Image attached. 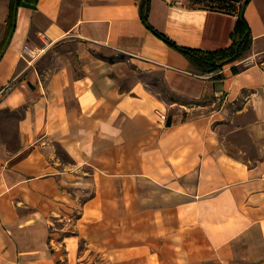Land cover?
<instances>
[{"label": "crops", "instance_id": "0c3cea01", "mask_svg": "<svg viewBox=\"0 0 264 264\" xmlns=\"http://www.w3.org/2000/svg\"><path fill=\"white\" fill-rule=\"evenodd\" d=\"M146 14L22 0L0 61V264H264V0L243 15L250 50L206 75L159 35L215 52L238 17L187 0Z\"/></svg>", "mask_w": 264, "mask_h": 264}, {"label": "trees", "instance_id": "16d2710c", "mask_svg": "<svg viewBox=\"0 0 264 264\" xmlns=\"http://www.w3.org/2000/svg\"><path fill=\"white\" fill-rule=\"evenodd\" d=\"M195 7H202L208 10L217 11L225 14L235 15L238 17L237 24L233 34L231 35L232 45L227 49L218 50L215 52H204L199 49L180 48L171 40L163 35H159L171 48L177 50L185 56L191 63L193 68L203 75L216 73L222 70L224 66L240 60L247 51L251 48L250 29L244 17H240L242 5L245 0H192ZM22 0L10 1V14L7 20L6 36L0 45V54L4 49L6 41L11 30L15 26L16 13ZM151 0H147V14L143 17L146 25L148 23V15L150 11ZM238 73V69H233ZM170 124V122L168 123Z\"/></svg>", "mask_w": 264, "mask_h": 264}, {"label": "rangeland", "instance_id": "374dc122", "mask_svg": "<svg viewBox=\"0 0 264 264\" xmlns=\"http://www.w3.org/2000/svg\"><path fill=\"white\" fill-rule=\"evenodd\" d=\"M175 2V0H174ZM187 3L189 6H192V7H195V3H193L192 0H187ZM53 63V62H51ZM200 73V72H199ZM141 79L144 80L145 82H147L151 89H153L154 91H157V92H161L162 95H164L166 98H168V91H167V88L164 84V82L162 81V78L160 77L159 74L157 73H154V74H150V75H144V76H141Z\"/></svg>", "mask_w": 264, "mask_h": 264}, {"label": "built area", "instance_id": "2783aa9c", "mask_svg": "<svg viewBox=\"0 0 264 264\" xmlns=\"http://www.w3.org/2000/svg\"><path fill=\"white\" fill-rule=\"evenodd\" d=\"M41 55H42V52H40L39 50H33L29 46H25L21 53V57L23 59L30 60V61H34L38 59Z\"/></svg>", "mask_w": 264, "mask_h": 264}, {"label": "water", "instance_id": "95a60500", "mask_svg": "<svg viewBox=\"0 0 264 264\" xmlns=\"http://www.w3.org/2000/svg\"><path fill=\"white\" fill-rule=\"evenodd\" d=\"M250 1H251V0H245V2L243 3L240 17H243L244 12H245V9H246V7H247V5H248V3H249ZM13 33H14V29L11 30V32H10V34H9V37H8V39H7V41H6V44H5V46H4V49L2 50V52H1V54H0V61L2 60L3 56L5 55V53H6L7 49H8V47H9V44H10L11 37H12Z\"/></svg>", "mask_w": 264, "mask_h": 264}]
</instances>
